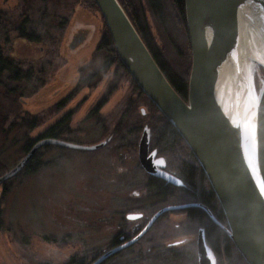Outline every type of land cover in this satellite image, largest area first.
<instances>
[{"label": "rangeland", "instance_id": "1", "mask_svg": "<svg viewBox=\"0 0 264 264\" xmlns=\"http://www.w3.org/2000/svg\"><path fill=\"white\" fill-rule=\"evenodd\" d=\"M28 1H32L33 11L21 17V0H0L5 23L0 32L3 53L15 63H34L39 71L32 90L14 83L9 74L0 78L9 97L7 131L0 143L2 174L20 163L31 139L46 133L69 113L73 116L68 138L74 144L106 142L128 101L137 96L126 77L114 75L116 67L108 65L106 53L93 55L104 34L99 13L86 8L82 0ZM25 19L26 30L37 35L50 33V38L35 45L14 38L12 31L16 33ZM147 19L155 41L171 62L182 63L156 31L150 13ZM62 23L66 25L63 29ZM85 30L87 39L74 47L76 34ZM97 74L103 77L96 87H79V82L85 84ZM23 91L29 95L22 96ZM106 97L99 119L91 116ZM136 105L139 114L144 111L142 119L124 130L122 139L117 137L93 152L45 151L32 169L7 181L0 200V264H68L75 256L87 264L108 251L117 236L131 234L139 220H127L128 214H143L140 224L144 225L159 209L148 199L149 176L137 157L139 140L148 128L149 109L141 100ZM25 117L29 123L35 117L42 122L29 131L30 124L21 121ZM155 225L140 243L108 264H198L196 237L202 225L187 221L181 213ZM175 243L179 244L167 248ZM213 253L218 264V252Z\"/></svg>", "mask_w": 264, "mask_h": 264}, {"label": "water", "instance_id": "2", "mask_svg": "<svg viewBox=\"0 0 264 264\" xmlns=\"http://www.w3.org/2000/svg\"><path fill=\"white\" fill-rule=\"evenodd\" d=\"M93 1L120 64L187 144L207 178L225 216L227 228L220 226L226 237L246 264H264V76L260 75L264 71V0H184L191 50L186 102L154 62L120 2ZM85 33L74 39V47L87 39ZM149 135L144 128L137 146L141 168L151 178L178 187V178L162 170L164 160L150 152ZM47 146L93 152L105 147L106 142L81 146L57 139L41 140L0 177V184L20 174L37 151ZM196 206L161 208L137 235L126 241L121 238L119 245L87 264H107L137 245L159 218ZM142 217L128 214L126 219ZM204 237V230H200L196 237L198 264H216Z\"/></svg>", "mask_w": 264, "mask_h": 264}, {"label": "trees", "instance_id": "3", "mask_svg": "<svg viewBox=\"0 0 264 264\" xmlns=\"http://www.w3.org/2000/svg\"><path fill=\"white\" fill-rule=\"evenodd\" d=\"M84 2V5L89 10L95 11V13H99L98 8L96 7V4L93 0H82ZM120 2L121 6L123 7L124 11L126 12L127 16L129 17V21L132 22L136 32L142 39V42L145 44L146 48L148 49L149 53L154 59V62L157 64L159 69L161 70L162 74L166 78V80L169 82L171 87L174 89V92H176L184 102L187 101L188 98V83H189V75L191 70V50L190 44L188 40L187 30L186 28V19L185 18V7H184V0H117ZM31 2L28 0H21V5L23 8H21L22 15L21 17H25V15L28 14L30 10L33 11L31 8L32 5H30ZM147 13H150L154 24L157 27V30L161 37L163 38V41H165L169 46L170 50L173 51L179 61L182 63H172L169 59L167 53L163 51V48H161L157 42L155 41L154 36L152 35V32L150 31V25L147 21ZM100 14V13H99ZM102 18V17H101ZM25 19L23 21V25L20 26V38L25 39L28 42H36L41 43L42 40L50 38V33H47L45 35H37L34 31H28L26 30L24 24H26ZM103 20V19H102ZM104 22V21H103ZM65 24H67V21H65ZM64 23L60 24L62 29L66 27ZM28 27V26H26ZM32 30V29H31ZM100 52H104L109 56V66H115V76L119 74V77L121 76L126 77L130 84L133 87L134 94H136V100H130L128 101L127 106L125 107L122 116L120 117L117 125L111 131L110 135L107 137L106 140V146L109 143H112L117 137L119 139H122V133L124 130L128 129L129 126H133L134 124H138V119H142V112L140 114L137 112V105L139 100L145 104L149 111L147 113L149 122L147 127L150 133V146L155 149L159 155L164 156L165 158H171L174 154H178V148L182 145V147L185 149L187 155L194 158L191 151L187 147V144L184 143V141L180 138V136L177 134L175 129L168 124V121L161 115V113L149 102V100L146 98L144 94H141V91L139 88L134 84L132 81V78L129 74H127L126 70L123 68L122 64H120V60L115 54L113 42L111 39L110 34L108 33L107 27L104 23V34L102 35V38L100 40V43H98L97 49L95 51V54L97 55ZM4 54L2 51H0V63H15V61H12L11 59L6 60L3 58ZM8 70L11 71L9 74L10 76H13L11 80L15 81L16 75L14 74V68H9ZM262 76H264V71H261ZM95 77H92L91 80L85 84L83 82H79V87H96L95 85L98 84V82L102 79L103 75L97 74L94 75ZM257 81V80H256ZM258 87V82L256 84ZM258 89V88H257ZM108 98H104L100 103L96 106V109L92 111L91 116L96 117L99 119V111L101 110L102 106L106 104ZM59 107L57 106L55 109L59 110ZM73 114L69 113L65 115L62 120L56 124V126L49 129L44 136L48 137L49 139H57L62 140L69 143H75L73 139L70 140L68 138V135L72 133L69 124L71 122ZM23 123L28 122L27 118H22L21 120ZM29 123V131L33 130L34 128L39 127L42 120L40 118H34L33 120H30ZM127 138V137H126ZM130 148H135L136 143L134 142V146L129 145ZM48 147V146H47ZM52 147V146H49ZM55 147V146H54ZM57 149H60L59 147H55ZM63 149V148H61ZM60 149V150H61ZM48 150V149H47ZM51 150V148H49ZM35 161H30L29 167L25 168L24 171L28 169L33 168V163ZM23 172V171H22ZM190 181L193 183V177H194V169L189 168L188 174ZM196 185L200 187L198 184V180L196 182ZM199 185V186H198ZM147 188V194H149L150 200L154 201V206L161 207L170 202L169 195L161 194L158 192V190L161 191V189H167L171 188L168 186H165L164 183H161L160 181L156 179H149L146 183ZM164 191V190H162ZM142 207V206H140ZM137 207L136 210H142V208ZM144 209V208H143ZM144 211V210H142ZM162 221L160 219L156 225ZM143 223L142 220L137 221V226H135L131 231V234L124 235L121 234L117 236L111 245H115L118 243L119 239L124 238H130L135 235H137L142 229L143 225L140 224ZM140 224V225H139ZM155 225V226H156ZM209 242L213 246L212 248L216 249L218 252V264H246L244 259L240 257L241 255L238 253L236 248L233 246V243L230 241L228 237H226V234H223L221 232L217 233L215 230H211L209 228ZM127 252V251H126ZM123 253L118 254V256L114 257L109 261L108 263L114 261L116 258H119ZM107 263V264H108ZM68 264H85L83 260L78 259V257H72Z\"/></svg>", "mask_w": 264, "mask_h": 264}, {"label": "flooded vegetation", "instance_id": "4", "mask_svg": "<svg viewBox=\"0 0 264 264\" xmlns=\"http://www.w3.org/2000/svg\"><path fill=\"white\" fill-rule=\"evenodd\" d=\"M4 25H5L4 18L0 14V32H2L1 29H2V27H4ZM13 32L14 31H12L13 36H15L14 38H18L19 41L28 43L27 40L20 38V32H21L20 29H16V33H13ZM81 34H82V32H79L78 34H76L75 38L78 39L81 36ZM29 43L34 44V45L36 44V42H29ZM3 50H4L3 47L0 45V51L3 52ZM2 55H3V58L5 57L4 58L5 60H6V58L9 59L7 57V55H5V54H2ZM12 61H15V60H12ZM10 67L14 68V74L16 75L15 81L12 80L14 83H23V84H25L26 87L31 86V88H30L31 90H32V86H34V84H37V80L39 77V71L36 68V66L34 65V63H32L31 65H26V66L24 65V63H0V78L5 73L6 74L11 73V71L8 70ZM12 77L13 76H9V78H11V79H12ZM5 89H6L5 83H2L0 81V143L4 142V139L6 136L5 132L7 131V118H6V114H5V109H6L5 106L7 105V102H8L7 100H9V97H8L7 90H5ZM32 93H33V91H31V94ZM28 95L29 94H27V91L26 92L23 91L22 96H28ZM35 129L36 128H34L33 130H35ZM44 134L39 135L35 139H31L29 141L28 146L24 150V156L27 153H29V151L32 149V147L37 142H39L41 140L49 139L48 137L44 136ZM2 148H3V146L2 147L0 146V156L3 153ZM49 148H51V150L55 149L54 146H52V147L48 146V147L41 148L40 151H37V153L33 157L32 161L36 162L39 155H41L45 151H48ZM153 151H155L157 153L155 155L156 159H163L164 160L165 167L162 170L164 172H166V174L168 173L169 175L175 177L176 179L178 178V180L181 182V185H179L177 187V186H173L172 184L167 183L164 180L158 179L157 177L156 178H151L150 176L148 177L149 179H156V180L160 181L161 183H164L165 186L171 187V188H167V189L163 188V189H161V191L158 190V192H160L161 194H165V195L167 194V195H169V197H171L170 202H168L167 205L165 204L164 206L158 207L159 208L158 210H160L161 208H164V207H168V206H178L179 207L181 205H197L196 207L189 208V209H186L184 211L166 214L163 217L159 218V220L160 219L163 220V218H165L167 216L169 217V215H171V214H176V213L183 214L184 218H186L187 221L202 225L200 230H204V232H205L204 238H206V241H207V244L209 245V248H211V250L213 249V251L216 253L217 250L212 248L213 246L209 242L210 241L209 240V233H208L209 228L211 230L212 229L215 230L217 233L221 232L223 234H226L221 226L227 228V226H226L227 223L225 220V216H223L224 214H223V211H222L221 206L219 204V201L216 198L212 189L210 188L208 180L205 177V175H203V172H202L200 166L197 165V161L195 160V158H192L189 155H187L188 153H186V151L182 147V145L178 148V151H177L178 154H174L171 158H165L164 156L159 155L158 152L150 146V152H153ZM182 153L184 156L180 155ZM35 162L32 165L33 167L35 165ZM28 167H29V165H28ZM189 168L194 169L193 183L190 181L189 176H187ZM1 172L2 171H0V177L6 173L5 172L2 174ZM197 180L199 182L198 184L200 185V187L193 186V185L197 184L196 183ZM6 183L7 182L0 184V200L2 198L3 192L5 191V187H6L5 184ZM162 190H164V191H162ZM154 214H152L151 217ZM143 219H145L144 215L139 220L143 221ZM149 220L150 219L148 218L146 223L143 225L142 229L145 227V225L147 224V222ZM197 237H198V235H197ZM127 239H124V241H126ZM120 240L121 239H119V241ZM119 241L115 245H119L121 243ZM186 241L187 240H185L183 242H186ZM183 242H180V243H183ZM175 244H179V243H175ZM111 246H113V245H111ZM174 246L175 245H170L167 248L173 249ZM132 248H130L129 250H126V251L129 252ZM195 249H197V248H195ZM123 252H125V251H123Z\"/></svg>", "mask_w": 264, "mask_h": 264}]
</instances>
